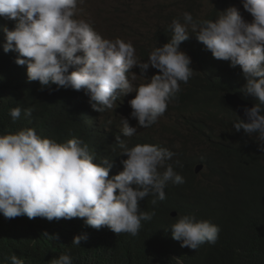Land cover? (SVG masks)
Returning a JSON list of instances; mask_svg holds the SVG:
<instances>
[{
	"label": "clouds",
	"instance_id": "1",
	"mask_svg": "<svg viewBox=\"0 0 264 264\" xmlns=\"http://www.w3.org/2000/svg\"><path fill=\"white\" fill-rule=\"evenodd\" d=\"M181 1L138 44L0 0V264H219L235 227L264 255V0Z\"/></svg>",
	"mask_w": 264,
	"mask_h": 264
},
{
	"label": "rangeland",
	"instance_id": "2",
	"mask_svg": "<svg viewBox=\"0 0 264 264\" xmlns=\"http://www.w3.org/2000/svg\"><path fill=\"white\" fill-rule=\"evenodd\" d=\"M86 1L93 11L94 18L102 24L103 30L110 31L125 41H139L138 44L143 43L146 33L153 32L155 25L182 15L186 8V4L181 0ZM139 75L138 78H143ZM217 128L219 129L218 126ZM173 141V147L177 148L182 138L178 137Z\"/></svg>",
	"mask_w": 264,
	"mask_h": 264
},
{
	"label": "trees",
	"instance_id": "3",
	"mask_svg": "<svg viewBox=\"0 0 264 264\" xmlns=\"http://www.w3.org/2000/svg\"><path fill=\"white\" fill-rule=\"evenodd\" d=\"M166 35H163L162 37L156 38V43L159 44L160 42L164 41L166 39ZM229 138H234V135L232 133L226 135ZM261 197L264 196V194L260 195ZM248 210H251L253 212H257V209L253 205L247 206ZM253 222V217L250 216V223ZM251 228H246L244 231L238 227H235L230 232L226 234H220V237L218 239V242L216 243V253L218 258L219 264H241V263H234L235 260L241 258L246 253L247 244L251 247ZM2 243L0 242V245ZM33 244L37 247H43L46 248V250L49 252L50 257H54L56 255L55 252V243H47L39 239H35L33 241ZM264 246V242H263ZM253 250V249H252ZM12 253L15 254H26L25 251L16 248L12 250ZM78 264L77 262H75ZM246 264H264V255L256 253L251 259L249 263Z\"/></svg>",
	"mask_w": 264,
	"mask_h": 264
},
{
	"label": "bare ground",
	"instance_id": "4",
	"mask_svg": "<svg viewBox=\"0 0 264 264\" xmlns=\"http://www.w3.org/2000/svg\"><path fill=\"white\" fill-rule=\"evenodd\" d=\"M210 111V110H209Z\"/></svg>",
	"mask_w": 264,
	"mask_h": 264
}]
</instances>
